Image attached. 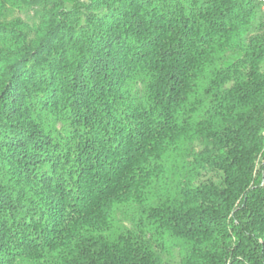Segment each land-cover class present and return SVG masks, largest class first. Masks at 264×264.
Listing matches in <instances>:
<instances>
[{
    "label": "trees",
    "instance_id": "obj_1",
    "mask_svg": "<svg viewBox=\"0 0 264 264\" xmlns=\"http://www.w3.org/2000/svg\"><path fill=\"white\" fill-rule=\"evenodd\" d=\"M0 264H264L259 0H0Z\"/></svg>",
    "mask_w": 264,
    "mask_h": 264
},
{
    "label": "built area",
    "instance_id": "obj_2",
    "mask_svg": "<svg viewBox=\"0 0 264 264\" xmlns=\"http://www.w3.org/2000/svg\"><path fill=\"white\" fill-rule=\"evenodd\" d=\"M259 2L261 3L262 10H264V0H259Z\"/></svg>",
    "mask_w": 264,
    "mask_h": 264
}]
</instances>
